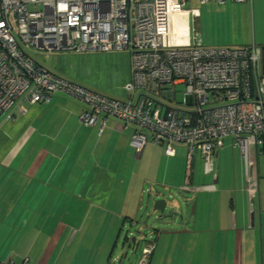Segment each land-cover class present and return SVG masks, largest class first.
<instances>
[{
    "label": "crops",
    "instance_id": "obj_1",
    "mask_svg": "<svg viewBox=\"0 0 264 264\" xmlns=\"http://www.w3.org/2000/svg\"><path fill=\"white\" fill-rule=\"evenodd\" d=\"M185 6L193 12L175 19L177 39L204 46L264 48V0H225L200 7L197 0H187ZM60 54L65 55L61 66ZM45 55L57 75L110 97L131 99L124 88L131 71L125 50ZM23 105L24 111H17L12 120L0 121V263L112 264L127 223L122 218L136 216L144 193L148 198L150 190L165 194L175 189L196 192L194 213L187 198L188 205L178 209L184 222L172 221L182 224L178 229L190 230L186 235L159 234L150 242L153 250L146 264H215L209 262L213 248L214 256L222 255L219 264H246L247 255L252 258L254 252L253 263L261 259L264 264V138L259 142L248 136L242 151L226 138L231 164L241 168L242 188H254L258 200L254 229L249 231L241 190L228 192L229 200L218 206L204 203L208 192L196 190L204 184L203 161L219 164V150L209 160L196 153L188 162L183 143H174V153L167 155L165 143L153 144L148 134L136 154L130 139L137 125L102 112L93 124H85L79 118L85 103L64 92H55L47 102ZM203 223L225 224L228 229L217 236L197 234L206 231L196 229Z\"/></svg>",
    "mask_w": 264,
    "mask_h": 264
},
{
    "label": "built area",
    "instance_id": "obj_2",
    "mask_svg": "<svg viewBox=\"0 0 264 264\" xmlns=\"http://www.w3.org/2000/svg\"><path fill=\"white\" fill-rule=\"evenodd\" d=\"M186 1L0 0V121L23 112L24 102H47L61 91L85 103L79 115L85 124H93L102 112L137 125L130 139L136 154L148 134L153 144L165 143L167 155L174 153V143H183L188 162L196 153L209 160L226 138L241 151L248 136L262 141L264 48L177 39L175 19L193 12L185 8ZM206 1L197 0L198 7ZM31 48L44 53L125 50L131 71L124 88L131 99L110 97L57 75L28 53ZM176 84L185 86L184 103L191 111L175 106ZM161 96L173 106L159 103ZM253 191L251 186L242 189L249 231L259 207ZM152 250L147 243L138 264H146Z\"/></svg>",
    "mask_w": 264,
    "mask_h": 264
},
{
    "label": "rangeland",
    "instance_id": "obj_3",
    "mask_svg": "<svg viewBox=\"0 0 264 264\" xmlns=\"http://www.w3.org/2000/svg\"><path fill=\"white\" fill-rule=\"evenodd\" d=\"M214 2V0H209L204 2L205 3ZM202 4V5H203ZM186 8V7H185ZM188 9V8H186ZM198 42V40H196ZM200 45V44H195ZM28 53L38 62L43 63L45 67L50 68L52 71H55L54 66L50 64L48 59H46V53L36 51L35 49H29ZM63 59H60L59 65L61 66L63 63V60L65 59V55L60 54ZM71 59H68L67 63H70ZM166 87V86H165ZM174 95L176 99L175 106L180 108L181 110L185 111H191V107L186 106L184 103V90L185 86L183 84H176L174 86ZM170 95H173L172 93V87L169 86V89L167 90ZM131 94V93H130ZM133 100L135 97H132ZM122 100H129L122 99ZM159 103L165 106H173V102L170 101L167 97L161 96L158 100ZM182 106V107H181ZM164 109V108H162ZM228 141L226 139L224 147L219 149L220 157L219 161L220 163L212 164L207 163L206 161H203L202 168L200 170L201 172V180L204 182V184H201L200 187H198L196 190H200V192H208L209 194L208 199L204 203H207L208 205H212L214 203L225 205L226 201L228 199V192L236 191L238 194L240 190L242 191V174H241V168L240 166L235 163L234 166H232L231 161L232 157L230 155V146L227 145ZM238 150V149H236ZM228 152L226 155H223L224 152ZM236 155L239 156V153L237 152ZM230 156V157H229ZM261 167L263 168V160L262 155L260 153L259 156ZM228 162V164L223 162ZM200 169V168H199ZM200 174V173H199ZM218 177V178H217ZM263 177V174H262ZM249 180V174L247 175V182ZM148 184L146 183L144 187H147ZM248 186V185H247ZM173 191L165 192V196L172 195L173 199L169 200L170 202L173 200H177V206L180 205H188V201L184 203L185 199L190 198L192 199V203L195 202L196 206V199H195V193L196 192H182L175 189H172ZM151 191V190H150ZM149 191V192H150ZM154 192V191H153ZM230 194V193H229ZM201 199V197H200ZM188 200V199H187ZM192 203L190 205L189 211L191 213ZM152 201L147 198L146 193L142 195V199L140 202V208L137 209L136 216L135 217H123L122 219H126V222L124 226H122L121 234H120V240H119V246L115 247V250L112 252V257H114L112 264H137V262L140 259V251L142 252V249L146 246L147 243L153 241L157 238L159 234H165L170 235L169 232L172 231H180L177 234H187V230H190L186 227H181L182 224L179 223H172L170 220L165 219L163 217H159L160 213L157 210L152 209ZM218 206V205H217ZM212 207V206H211ZM176 211V210H174ZM25 213L31 214L29 211H24ZM167 213H170V207H167L166 210ZM257 212V211H256ZM218 213L222 214V211L218 209ZM133 214V213H132ZM78 215V214H77ZM255 215V214H254ZM79 217V215H78ZM255 222H257V217H255ZM186 224V223H185ZM187 226L192 227V223H188ZM228 226L225 224H222L219 226L218 224L215 225H207V224H198L196 225V229H204L206 231H200L197 234L202 235H208V236H217L226 234L225 229ZM172 228V229H171ZM174 228V229H173ZM231 228H233L231 226ZM248 229V228H246ZM183 230V231H181ZM187 231V232H186ZM183 232V233H182ZM192 235V234H190ZM189 236V235H188ZM124 241H126L125 249L121 250L122 244H124ZM248 238L244 245L248 247L245 249V252L249 254L247 250H249L251 243L248 242ZM254 243V237L253 242ZM211 246V245H210ZM215 246V243L213 244V247ZM254 246V244H253ZM254 248V247H253ZM214 249V248H213ZM213 249H211V253L209 255V262L212 260L215 264H219L222 261V255L216 254L215 256L212 254ZM215 250V249H214ZM126 251V252H125ZM259 251H261V247L259 244ZM119 255V256H118ZM150 255V254H149ZM117 256V258H115ZM149 258V256H148ZM147 258V259H148ZM255 252L252 255V258L247 255V260H245L246 264H254L253 260L255 262ZM148 261V260H147ZM258 264H261V259L258 261Z\"/></svg>",
    "mask_w": 264,
    "mask_h": 264
},
{
    "label": "water",
    "instance_id": "obj_4",
    "mask_svg": "<svg viewBox=\"0 0 264 264\" xmlns=\"http://www.w3.org/2000/svg\"><path fill=\"white\" fill-rule=\"evenodd\" d=\"M148 199L152 201V209L153 210H157L160 215L159 217H163L165 219L170 220L171 222L174 220H178L180 222H184V215L183 213H179L178 209H181L180 206H177V200H173V201H169L173 199L172 195H167L165 196V194H159L153 191L149 192L148 195ZM188 200L185 199L184 203L187 202ZM167 207H170V213H167ZM194 209H195V202L192 203V208H191V212L194 213ZM176 210V211H174ZM178 231H172V233H176Z\"/></svg>",
    "mask_w": 264,
    "mask_h": 264
},
{
    "label": "trees",
    "instance_id": "obj_5",
    "mask_svg": "<svg viewBox=\"0 0 264 264\" xmlns=\"http://www.w3.org/2000/svg\"><path fill=\"white\" fill-rule=\"evenodd\" d=\"M150 243V242H149ZM151 244V243H150Z\"/></svg>",
    "mask_w": 264,
    "mask_h": 264
}]
</instances>
